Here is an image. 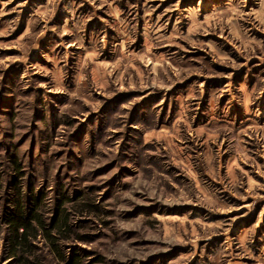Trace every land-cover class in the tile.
<instances>
[{
    "label": "rangeland",
    "instance_id": "obj_1",
    "mask_svg": "<svg viewBox=\"0 0 264 264\" xmlns=\"http://www.w3.org/2000/svg\"><path fill=\"white\" fill-rule=\"evenodd\" d=\"M30 188L63 258L0 224V264H264V0H0V207Z\"/></svg>",
    "mask_w": 264,
    "mask_h": 264
},
{
    "label": "trees",
    "instance_id": "obj_2",
    "mask_svg": "<svg viewBox=\"0 0 264 264\" xmlns=\"http://www.w3.org/2000/svg\"><path fill=\"white\" fill-rule=\"evenodd\" d=\"M14 169L19 170L20 164L16 161L14 156L10 159ZM16 177H14V182ZM14 187H16L14 183ZM23 194L20 198L16 194L14 200L12 199L11 205L0 207V224H2L10 234L12 246H27L29 235L34 231H41L48 239L53 251L61 259L63 258L62 252L56 242L55 237L50 233L51 228L66 227V219H63L62 224H57V220L52 224H46L42 214L38 211L42 201V194L31 193ZM77 253H73L71 260L68 264H78Z\"/></svg>",
    "mask_w": 264,
    "mask_h": 264
}]
</instances>
